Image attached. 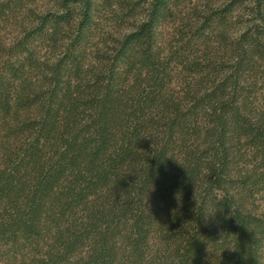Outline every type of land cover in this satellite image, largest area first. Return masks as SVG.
Returning <instances> with one entry per match:
<instances>
[{"label": "trees", "instance_id": "16d2710c", "mask_svg": "<svg viewBox=\"0 0 264 264\" xmlns=\"http://www.w3.org/2000/svg\"><path fill=\"white\" fill-rule=\"evenodd\" d=\"M0 264H264V0H0Z\"/></svg>", "mask_w": 264, "mask_h": 264}, {"label": "rangeland", "instance_id": "374dc122", "mask_svg": "<svg viewBox=\"0 0 264 264\" xmlns=\"http://www.w3.org/2000/svg\"><path fill=\"white\" fill-rule=\"evenodd\" d=\"M53 0H39V5L40 6H50L52 5Z\"/></svg>", "mask_w": 264, "mask_h": 264}]
</instances>
